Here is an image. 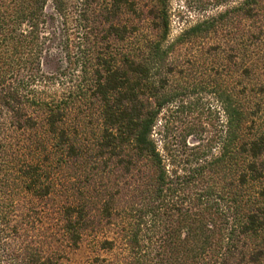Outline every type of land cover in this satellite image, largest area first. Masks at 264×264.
Returning a JSON list of instances; mask_svg holds the SVG:
<instances>
[{
	"label": "trees",
	"instance_id": "1",
	"mask_svg": "<svg viewBox=\"0 0 264 264\" xmlns=\"http://www.w3.org/2000/svg\"><path fill=\"white\" fill-rule=\"evenodd\" d=\"M167 2L0 0V264L262 262L264 0L171 41ZM203 95L222 130L176 140Z\"/></svg>",
	"mask_w": 264,
	"mask_h": 264
},
{
	"label": "rangeland",
	"instance_id": "2",
	"mask_svg": "<svg viewBox=\"0 0 264 264\" xmlns=\"http://www.w3.org/2000/svg\"><path fill=\"white\" fill-rule=\"evenodd\" d=\"M242 1L243 0H168L165 7L170 22L168 41L175 39L180 34L181 29L192 25L193 22L200 19V17L217 14L223 11L228 5L235 7ZM233 28H235L234 32L236 33V35L238 33V30L241 32L244 31L246 29L245 19L237 14V17H235L233 22ZM219 42L221 46H225L224 41ZM251 55V57H253L252 59L254 63L257 64L256 72L260 76V79H263L264 41H262L252 49ZM239 62L242 65H245L246 63V65H249V61L247 62V58H244V56L239 57ZM203 97L204 100L202 101L203 107L201 111L186 113L178 120V122H174L173 126L170 127V129H172V136H175L174 138L176 140H185V142L190 145L198 144L201 142V140H204L203 143H206L207 139L213 138L222 130L219 129V123L216 120L217 114L216 112H214L216 111L215 107H219V104H217L211 96L205 97L203 95ZM87 104L89 105L88 109L80 107L77 111H75V114H77V118H79L82 123V115H85L87 113L86 116H89V118H86L84 121V129H86V142H90V139L92 137L91 131L95 129L96 126V111L94 108V104H90L89 101ZM90 119L92 124L90 123ZM214 121L215 125H213ZM161 128L162 126H158L155 131L157 132V130ZM180 137L182 138L180 139ZM156 139L160 140V137L157 136ZM82 253V251L77 252L73 256V260H75V262H77L78 260H82L85 255ZM260 264H264V258L262 259V262Z\"/></svg>",
	"mask_w": 264,
	"mask_h": 264
}]
</instances>
